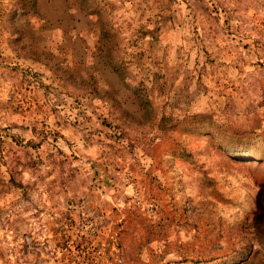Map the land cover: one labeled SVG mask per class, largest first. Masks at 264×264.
I'll use <instances>...</instances> for the list:
<instances>
[{
  "label": "rangeland",
  "instance_id": "obj_1",
  "mask_svg": "<svg viewBox=\"0 0 264 264\" xmlns=\"http://www.w3.org/2000/svg\"><path fill=\"white\" fill-rule=\"evenodd\" d=\"M0 264H264V0H0Z\"/></svg>",
  "mask_w": 264,
  "mask_h": 264
}]
</instances>
